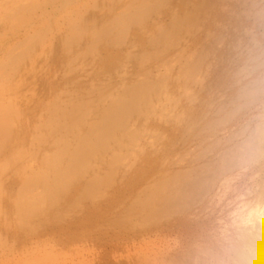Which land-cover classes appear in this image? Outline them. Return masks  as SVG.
<instances>
[{"label": "bare ground", "instance_id": "obj_1", "mask_svg": "<svg viewBox=\"0 0 264 264\" xmlns=\"http://www.w3.org/2000/svg\"><path fill=\"white\" fill-rule=\"evenodd\" d=\"M108 2L29 60L3 42L35 18L0 36V257L94 227L144 186L122 230L172 231L264 174V0Z\"/></svg>", "mask_w": 264, "mask_h": 264}, {"label": "rangeland", "instance_id": "obj_2", "mask_svg": "<svg viewBox=\"0 0 264 264\" xmlns=\"http://www.w3.org/2000/svg\"><path fill=\"white\" fill-rule=\"evenodd\" d=\"M108 1L0 0V36L9 34L12 30L22 26L24 28L27 23L30 26L31 19L35 18L34 31L27 34L22 31V34L15 36L17 39L15 43L10 40L13 39L12 35L9 36V41L3 42L4 45H13L11 47L12 51H7L12 52L13 60H29L33 57L32 53L47 48L50 40L55 45L62 43L63 46L65 42L70 41L67 37L69 39L77 37L74 32L78 33L82 29L80 28L81 21H84L82 19H87L90 16L94 17L95 14L101 15L103 12L101 6L109 3ZM84 4L85 6L82 7ZM1 5H6L7 8H2ZM88 13L91 15L89 16ZM255 176L251 179L254 184L257 183L256 185H253L250 179L245 180V184L244 180L235 182L233 186L235 190L230 187L229 192L224 195L225 199L222 198L221 201L224 203L220 202V207H218V202V204H214L217 207H210L214 209H210L211 212L208 208L205 209L207 212L203 210L200 218H197L198 220L194 219L178 229L158 232L157 234L149 233L150 229L153 228L141 229L142 232L140 230H126L125 228L122 230L123 226L132 229V226H126L124 223L126 219L131 220L132 218L133 223H131L138 226L135 223H139V220L135 218L133 210L136 208L139 211L140 209H137L136 206L138 205L132 204L136 199L139 200L136 198L139 195L137 193L141 194L145 186L138 188L131 199H125L121 203L120 210L117 209L116 215L112 214L102 218L94 227L67 235L61 243L51 242L46 249L33 250L29 248L26 250L23 245L13 242V246L1 255L0 264H145L146 262V264H241L243 261L241 259L247 261L249 258V261H247L250 262L249 264H264V174H256ZM257 177H260V179ZM245 186L246 189L252 187L246 190ZM240 188L243 190L241 191ZM20 190L17 189V192H22ZM240 194L241 199L238 201L237 197ZM235 195L237 199L234 198ZM230 197L233 198L232 201L229 200ZM139 198H142V195H139ZM253 198L255 201H253ZM234 199H236V202L233 201ZM227 200H229L232 208L227 205ZM232 202L237 205H233ZM221 207L225 210H219ZM232 209L233 211H231ZM226 210L227 212H225ZM241 220H243V223L240 222ZM236 221L241 226L237 225V227ZM102 225H105L104 229ZM251 226L256 229L251 228ZM260 226H262V229ZM110 227H113V229ZM107 228H109V231ZM239 229L243 231L241 232ZM123 231H126V234ZM238 232H240L239 235ZM234 248L242 253L245 252L244 254L249 258L246 259L245 255L239 257V259L236 258L235 255L241 254L238 251L237 254H233V251H236ZM242 264H245V262H242Z\"/></svg>", "mask_w": 264, "mask_h": 264}]
</instances>
